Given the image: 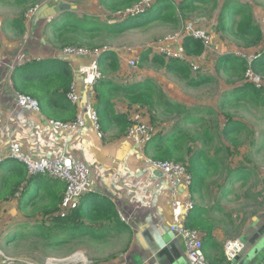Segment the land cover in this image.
Returning <instances> with one entry per match:
<instances>
[{
	"label": "trees",
	"instance_id": "1",
	"mask_svg": "<svg viewBox=\"0 0 264 264\" xmlns=\"http://www.w3.org/2000/svg\"><path fill=\"white\" fill-rule=\"evenodd\" d=\"M14 1L23 5L28 0ZM29 1L34 2V0ZM138 1L140 0H98L100 5L112 12L126 9ZM197 2L202 4L211 2L213 7L217 4L215 0H182L179 6L184 12L192 11L199 8L200 5ZM66 3L71 5L70 2ZM71 7L53 16L51 22L46 24L50 32L49 40L53 46L61 49L65 46L102 48L103 40L97 39L121 34L133 27H140L155 20L176 23L177 19L171 0H156L145 12L126 16L116 23H107L95 16L79 17ZM5 26L14 30L18 36L23 35L25 32L23 13L20 12L16 17L7 20ZM217 30L235 35L250 46L258 44L263 38L261 29L253 17L251 6L236 0H224L222 3ZM1 46L0 40V48ZM183 48L188 57H197L204 52L202 42L190 36L183 38ZM148 54L149 49L141 53L139 58L141 64L148 59ZM99 58H101L99 64L104 68L106 66L105 70L115 72L119 68V59L114 50H102ZM152 60L161 62L168 71L177 73L193 87L213 80L200 74L191 77L190 65L187 61L169 59L167 63H164L163 59L156 54ZM51 61L54 62V60ZM43 63L44 60H38L15 66L11 74L13 89L37 100L45 118L55 122H71L77 114L76 105L67 97V92L72 87V72L68 64L62 62L60 69L48 74H38ZM216 66L217 72L221 71L225 75L240 79L246 68V60L243 57L224 53L218 56ZM253 68L264 75V51L253 60ZM104 76L93 87L100 130L106 131L109 124H114L122 135L129 128V119L124 113L116 112L112 102L113 96L121 94L129 105L146 106L149 111L153 110L168 117L174 114L180 115L178 116L180 120L174 121L168 132H157L145 144L144 150L151 159L171 160L185 164L186 170L191 175L190 190L193 194L199 196L206 194L210 197L213 193L211 188L222 180L220 194L225 196L226 186L246 175L242 174V166L232 168L229 166L233 149L240 144L237 136L249 130L242 119L234 117L228 111H219L217 107L210 105L188 107L183 103L172 102L162 87L149 79L136 84H120ZM228 95L232 99L249 102L253 107L264 108V90L250 83L235 85ZM227 101L230 99L222 100L221 107L226 105ZM219 116L224 118L223 124L219 123ZM207 118H213L214 123L209 126ZM154 119L155 115H151V120L154 121ZM182 122L190 123L198 127L200 131H196L193 135L188 126H180ZM223 138H226L229 144H226ZM193 142H199V147L194 148ZM206 144H210L212 149H204L202 146ZM3 166L8 173L0 177V202L9 201L18 193L20 195L18 209L29 218L24 219L25 223L16 225L6 235V242H10L13 238L36 236L43 239L44 245L62 247L78 240L99 242L104 240L110 231L128 230L126 223L119 217L117 207L109 197L91 191L82 195L68 211L62 212L61 203L65 189L63 183L57 180L50 181L51 179L45 175L28 176L26 166L18 160H4ZM34 181L50 182L43 193H38V190L29 192ZM245 195L249 196L247 193ZM250 198L253 202L264 206V196L261 193H253ZM220 208L219 203L211 206L213 210ZM207 219H210V209L196 205L185 217L184 225L201 230L205 233V242L213 243ZM218 263L226 264L225 256L218 260Z\"/></svg>",
	"mask_w": 264,
	"mask_h": 264
},
{
	"label": "crops",
	"instance_id": "2",
	"mask_svg": "<svg viewBox=\"0 0 264 264\" xmlns=\"http://www.w3.org/2000/svg\"><path fill=\"white\" fill-rule=\"evenodd\" d=\"M223 2L224 0H219V2L217 1L219 5L215 6L217 13L216 27L214 25L209 32L211 48L208 49L205 57H201V55L197 57V62L208 57L213 60L216 57L214 52L217 51V45L220 47L222 42L218 35L231 36L230 33L217 30L219 10ZM238 2L248 3L251 6L250 1ZM198 4L203 7L208 5L200 2ZM42 8L31 20L25 19V32L21 36L23 39L6 38L3 35V27L0 23V40L2 42L0 48V117L3 121V132L0 133V155H4L9 150L11 143H18L26 154L34 158L64 154L87 165L93 180V192L109 197L114 202L117 210L129 219L126 224L128 230L110 231L109 233L111 237L117 240H124V243L121 249L115 251L119 254L114 255L115 258L107 264H190L185 257L183 242L175 234H172L170 229L175 224L184 225L187 215H184L181 201L185 191L180 190L176 193L174 200L177 201V205L173 206V195H171L169 180L146 163L145 159L149 157L144 150L145 146H138L128 136V129L125 134L121 135L117 126L109 124L106 131L100 130L102 136L98 137L92 126H86L78 133L66 135L60 128L49 123V119L43 116L40 106L39 112H29L16 105V91L13 89L11 74L15 66L25 62L44 60L38 74H48L58 70L61 68L62 62L68 64L73 75L71 86L79 96V100L75 104L77 108L76 116L82 111L87 99L92 102L95 108L96 99L93 87L104 75L120 84H136L141 80L137 76L133 82L130 80L131 77L123 76L130 67L128 60L140 58L142 52L139 54L138 50L112 49L119 59V68L115 72H109L105 70L106 66L104 68L99 64L100 54L98 57H95L92 53L68 55L64 54L61 48L53 46L49 40L50 32L46 28L47 23H45V17L42 15ZM210 8L214 7L211 5ZM252 13L264 37V26L262 27L258 22L256 12L253 9ZM233 36L240 40L237 36ZM215 39L218 41L217 45L213 43ZM237 43L238 41L234 39V46L231 45V49ZM263 47L264 40H261L247 54L262 53ZM203 53L205 54V52ZM235 56L242 55L236 53ZM51 60H54V62ZM97 71L101 72L102 76L95 81ZM143 73L146 75L145 70H143ZM160 86L164 90L161 84ZM164 92L167 94L168 99L172 101L169 92L166 90ZM113 97L117 99V104H115L116 99L112 98L116 112L124 113L129 121L137 117L142 122L150 124L153 110L149 111L148 107L137 104L129 105L121 94ZM157 132L155 129L154 135ZM197 143L199 144V142ZM232 156L229 159L231 168ZM3 161L0 162V167L3 169V171L0 170V177L4 173H8L5 166H3ZM246 169L247 167L243 165L242 174L245 173L246 175L243 177L240 175V178L226 186L225 198H230L231 194L235 195L233 186L240 180H244L246 186L249 184V187L243 189L238 195L242 201L246 203L253 202L250 198L253 193H263L264 171L260 176L255 177V183L260 182L261 186L254 188V185L249 183L248 178L253 177L251 176L252 173ZM50 179V181L55 180ZM57 181L64 184L60 180ZM48 182L34 181L28 191L38 190V193H43L49 184ZM221 184L222 182H219L211 188L213 193L210 197L206 194L199 196L191 192L195 203L194 207L200 205L210 209V219H207V224L211 229L213 243L205 242V233L199 230L203 242V252L208 264H222L218 263V260L224 256L223 244L226 240L240 238L241 240L251 241L255 239L257 234L264 231V206L259 203L258 208H256L257 211L253 215L246 214L245 217L237 219L218 217L217 214L226 216L223 213L225 210L221 208L213 210L211 206L214 204L213 200L221 195ZM246 193L249 196H246ZM19 198L20 195L18 194L9 201H1L0 205L14 203L16 211H18V217L29 219L18 209ZM258 201H260V196H258ZM211 202L212 205L210 206ZM62 212L66 211L62 210ZM168 234H171L170 238H174L175 241L170 243L164 255L153 254L152 247L155 242L161 240L163 235ZM235 264H264V250L259 249L256 254L251 256L246 253L240 254Z\"/></svg>",
	"mask_w": 264,
	"mask_h": 264
},
{
	"label": "rangeland",
	"instance_id": "3",
	"mask_svg": "<svg viewBox=\"0 0 264 264\" xmlns=\"http://www.w3.org/2000/svg\"><path fill=\"white\" fill-rule=\"evenodd\" d=\"M60 1L65 3L70 2L71 5L69 6H72L71 9L75 11L79 17L95 16L107 23H116L123 19L115 15L118 10L116 12L109 11L99 4L98 0H34V2L28 0L27 3L23 5H19L14 0H0V23L3 27V35L6 38H14L16 40L23 39V37H21L22 35L18 36L10 27L7 28L5 22L16 17L20 12L24 15L33 5L39 4L43 7L44 5H50ZM181 1L182 0L178 1V5L173 4L175 8V16L177 18L176 23L155 20L140 27H133L121 34L97 40H103L101 47L107 46L110 49L138 50L139 54L149 49L148 59L142 64L138 61L135 68L132 69L129 67L123 75L124 77H131V81L134 82V79L137 76V78L139 79L140 77L141 80L149 79L158 85L161 84L164 90L169 92L168 94L171 96L172 102L183 103L188 107L201 105L204 102L203 105H213L217 107L219 111H228L234 117L242 119L247 124L249 130L242 132L237 136L240 140V144L233 149V156L230 163L232 167L241 165L243 167V165H245L247 167L246 170L251 172V176H253L252 178L248 177L249 183L253 184L254 188H258L261 186V183H255V177L260 176L264 171V108L253 107L249 102L235 100L228 95V92L234 88L235 85L248 83L244 80V72L246 68L240 79L236 76L225 75L221 73V71L217 72L216 70V59L221 53L227 52L232 55L241 53L247 56L250 55L247 54L250 53V49L257 46V44L252 46L246 45L241 39L238 40L232 34L231 36L228 35L226 37L218 35L222 42L220 43V47H218L217 39L213 41V43L217 45V51L214 52L216 57L213 60H210L208 57L200 62H195L198 66L196 71L190 68L191 77L200 74L206 75L213 80L195 87L188 85L178 76L177 73L168 71L164 64L152 60V57L156 54L163 59L164 63L168 62L167 59L157 53V50H152L151 45L167 34L180 31L182 25L186 21H196L197 25L203 27L207 31L209 30V33L214 25L216 27L215 19L217 13L215 7L210 8L212 5L211 2L208 5H205L206 7L199 6L196 10L184 12L179 6ZM215 1L219 2V0ZM238 1H250L252 9L256 12L257 20L263 27L264 0ZM217 5L219 4L217 3L216 7ZM234 39H236L238 43L231 49ZM261 40H264V37ZM143 70H145L146 75H144ZM181 97L183 99H180ZM114 98L115 97H113V99ZM224 99H230V101H227L226 105L221 107V101ZM114 103L117 104V99ZM151 115H155V119L154 121L151 120L149 123L159 133H165L173 126L174 121L180 120V115H178V117L175 114L172 117H168L153 112ZM100 119H102V117H100ZM207 120L209 121L207 123L209 126L214 123L213 118H207ZM223 122L224 118L219 116V123L223 124ZM183 125L188 126V129L193 135H195L196 131H200L198 127L190 123H180V126L183 127ZM223 140L226 144H229L226 141V138H223ZM192 145L194 148L199 147L197 142H193ZM202 147L206 150L212 149L210 144H206ZM0 170L3 171L2 167H0ZM243 181L244 180L237 181L233 186L235 195L231 194L230 198L218 195L213 200L214 203L220 204L222 210H225L223 213L226 214V216L217 214L218 217H224V219H237L245 217L246 214L249 216L253 215L254 212L257 211L256 208H258V203L251 201L246 203L239 199V193L243 189L249 187V184L246 186L245 181ZM262 191L263 195V188ZM211 205L212 202L210 206ZM18 216V211H16L14 203H3L0 205V264H107L119 254L115 251L121 249L124 243V240H117L114 237H111L110 234H108L104 240L99 242H80V240H78L62 247L44 245L43 239L36 236L21 239L13 238L10 242H6V235L16 225L25 223L24 219H20ZM241 242L243 244L241 255L246 253L251 256L252 254H249L248 252L251 250L253 241L241 240Z\"/></svg>",
	"mask_w": 264,
	"mask_h": 264
},
{
	"label": "built area",
	"instance_id": "4",
	"mask_svg": "<svg viewBox=\"0 0 264 264\" xmlns=\"http://www.w3.org/2000/svg\"><path fill=\"white\" fill-rule=\"evenodd\" d=\"M156 0H140L130 7L118 10L115 15L120 18L126 16H134L141 14L151 8ZM174 4H179L180 0H171ZM41 10L39 4L31 6L24 17L26 20H31ZM53 16H46L45 23H50ZM190 36L195 39H199L204 45L205 54L202 53L201 57L206 56V52L211 48V38L207 30L196 24V21H186L180 31L167 34L162 38L155 41L151 48L157 50V53L162 55L165 59H179L187 61L190 68L197 70L198 66L195 64L197 57H188L183 48V38ZM110 49L107 46L102 48L88 49L86 47L77 46H65L62 48V52L68 55H86L92 53L95 57L101 54L102 50ZM264 51V47H263ZM261 52H255L250 55L241 54L246 60V70L244 72V80L258 88L264 90V75L257 73L253 69V60L260 56ZM139 59L132 58L128 60L130 67H136ZM12 70V69H11ZM101 72L95 73V81L100 79ZM69 100L76 104L79 100V96L76 94L73 87L67 92ZM16 105L29 112H39V104L34 98L15 92ZM89 117L91 126L95 130L98 137L102 136L100 131V125L98 121V115L93 107L92 102L87 99L82 111L71 122H59L48 120L49 123L60 128L66 135H73L82 131L86 127L85 116ZM154 127L148 123L142 122L139 118L135 117L130 119V126L128 128V136L131 137L134 142L144 147L145 144L153 137ZM3 132V121L0 117V133ZM7 159H14L22 162L27 169L28 176L45 175L49 178L60 180L64 182L65 189L63 193L61 208L63 211H68L74 206L82 195L93 191V180L89 168L86 164L75 161L71 157L60 154L58 156H45L41 158H34L29 154H26L18 143H11L9 150L0 155V162ZM146 163L151 165L161 175L165 176L171 185V195H173L172 205H177V201L174 200L178 191H185V195L181 201L184 208V215L194 208V200L190 191L191 175L186 170V166L180 162H174L171 160H156L151 158L145 159ZM18 193L15 195L17 196ZM120 219L126 224L129 222L128 217L118 210ZM176 237L181 239L184 245L185 257L190 264H208L205 258L202 245L201 233L193 228L187 227L183 224H175L170 228ZM243 244L240 238L228 239L223 244V252L226 260V264H235L236 257L241 253Z\"/></svg>",
	"mask_w": 264,
	"mask_h": 264
},
{
	"label": "water",
	"instance_id": "5",
	"mask_svg": "<svg viewBox=\"0 0 264 264\" xmlns=\"http://www.w3.org/2000/svg\"><path fill=\"white\" fill-rule=\"evenodd\" d=\"M70 6L69 4L60 1L58 3H54V4H47L44 5L42 8V15L44 17L46 16H56L58 13H60L63 10H69ZM85 120H86V126H91V121L89 120V117L86 115L85 116ZM172 234H174V232L172 231ZM171 234L169 235H163L161 240L156 241L155 244L152 247V253L156 254V255H164L166 250L168 249L169 245L171 242H174L175 239L174 238H170ZM253 243H255L254 245L252 244L251 246V250H249V254L251 253L252 255L256 254L257 251L259 249L264 250V231L260 232L259 234H257V236L255 237L254 240H252ZM242 253V252H241ZM240 253V254H241ZM239 254V255H240ZM239 255L236 257L235 262L237 261V259L239 258Z\"/></svg>",
	"mask_w": 264,
	"mask_h": 264
}]
</instances>
